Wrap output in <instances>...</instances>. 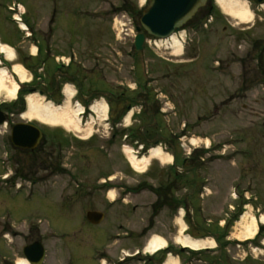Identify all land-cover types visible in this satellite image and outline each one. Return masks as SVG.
Wrapping results in <instances>:
<instances>
[{"label": "rangeland", "instance_id": "1", "mask_svg": "<svg viewBox=\"0 0 264 264\" xmlns=\"http://www.w3.org/2000/svg\"><path fill=\"white\" fill-rule=\"evenodd\" d=\"M247 2L254 15L248 25H237L213 2L216 23L212 33L193 39L187 31L188 38L194 40L192 46L186 45L187 56H183L185 52L174 56L172 49L162 46L133 59L128 55L130 38L125 40L118 24L119 29H113L114 19L121 13L114 15L111 10L122 6L120 0H0V41L14 46L16 62L37 70L41 77L40 82L26 89H37L46 101L62 104L59 91L65 78L57 84L50 82L51 73L58 69L53 59L61 56H65V63L71 56L74 64L63 72L83 94H107L113 109L120 96L128 100L144 88L154 98L149 105L135 98L138 108L133 109L128 126L137 130V138L143 143L152 144L164 137L166 150L162 146V151L172 158L165 163L151 158L146 171L138 174L121 151L124 142L120 136L113 135L111 140V130L106 138V130L96 128L93 137L84 141L61 127L32 120L42 129L44 139L37 155L26 159H52L53 163H1L13 158L15 152L0 137V175L6 171L15 175L19 170L21 185L19 192L7 191L1 189L4 185L0 182V225L13 228L6 236L9 244L0 241L1 255L8 256V245L15 248L20 244L16 230L26 221H39L44 228L50 226L44 264H121V249L131 247L133 253L147 243L153 232L174 245L171 251L176 256L180 249L174 242L179 230V199L189 234L220 241V248L213 252L195 254L184 250L181 264H212L218 258L227 264H264V234L247 244L236 240L243 232L239 222L244 214L258 220L264 215V84L256 81V65L264 64V5ZM12 3L24 7L23 19L31 34L34 30L35 37L30 39L37 43L24 39L12 21L6 8ZM95 10L104 20L98 18L100 14H92ZM53 14L54 25L50 23ZM52 28L54 37L48 44ZM38 41L43 47L42 56L31 59L30 49L40 47ZM44 62L46 66H40L44 70L39 72L38 64ZM179 62L184 63L176 68ZM243 68L248 75L244 82L240 78ZM139 83L141 88L133 92ZM0 101L7 100L1 97ZM21 101L24 105L20 98L16 102ZM7 104L12 107L14 102ZM23 110L17 105L9 111L13 115L10 119L14 123L28 122L21 118ZM125 110L126 103L123 110H110L108 121ZM14 123H10L9 131ZM114 133L118 134L119 129ZM179 138L187 144L186 151L180 148ZM192 138L200 139L196 144L200 148L190 149ZM206 138L210 139L209 149L205 148ZM175 147L180 178L171 170L165 172L174 163L171 153ZM110 176L116 178L112 186H102L103 179ZM174 182L177 185L171 188ZM163 190L171 191L165 196ZM111 191L113 198L109 196ZM106 199L116 203L111 206ZM167 201L173 205L164 206ZM173 206L178 209L173 210ZM89 211L103 212L105 220L100 225L88 223ZM120 224L125 226L119 230ZM127 231L126 238L122 233ZM117 234L121 236L115 239ZM112 240L119 243L111 246ZM153 258L141 253L122 264H159Z\"/></svg>", "mask_w": 264, "mask_h": 264}, {"label": "bare ground", "instance_id": "2", "mask_svg": "<svg viewBox=\"0 0 264 264\" xmlns=\"http://www.w3.org/2000/svg\"><path fill=\"white\" fill-rule=\"evenodd\" d=\"M147 0H140L141 5H144ZM219 9L226 16L232 18L237 25H248L253 21V13L250 10L247 1L243 0H215ZM23 28H25L23 24ZM183 38L184 34L172 35L169 40L161 42V45L170 47L174 56L183 54ZM36 48H33V54L36 53ZM0 53L12 63V70L2 66L0 62V98L3 97L8 102H13L18 97V91L21 84L30 83L32 76L30 72L20 63L16 62L13 49L0 42ZM14 76V77H13ZM16 79V80H15ZM64 94L66 95V103L56 105L52 101H46L43 96L38 93L29 94L25 98L26 111L22 114V119L28 121L35 120L44 125L54 128L61 127L67 132L73 133L81 140H87L93 133L94 125L102 124L107 119L108 106L104 101H98L92 105L91 111L94 117L88 123H84L81 118L83 109H71L70 99L74 94V89L71 85H67ZM131 112L126 116L125 123L129 122ZM200 139H191V144L196 145ZM206 145H209L210 140H204ZM129 161L132 168L138 173H144L148 167L151 158L157 159L162 163L171 161V156L162 151L160 147L151 149L147 156L138 157L129 148H126ZM115 177H111V180ZM110 198L114 197L113 192L109 194ZM185 212L182 210L181 215ZM179 226L178 234L175 236V243L181 248H187L193 251H201L204 249H212L215 247V241L211 238L196 239L186 234L187 225L181 217L177 218ZM264 225V215L260 221L253 215L244 214L239 225L242 226L243 232L236 236V240L240 242H248L253 240L257 233L259 225ZM167 246L165 238L153 235L145 246L144 253L147 255H156ZM16 264H29L25 259H18ZM163 264H180V261L173 254H169Z\"/></svg>", "mask_w": 264, "mask_h": 264}, {"label": "flooded vegetation", "instance_id": "3", "mask_svg": "<svg viewBox=\"0 0 264 264\" xmlns=\"http://www.w3.org/2000/svg\"><path fill=\"white\" fill-rule=\"evenodd\" d=\"M253 1L256 2V0H253ZM96 2H97V0H96ZM120 2H121L122 6L116 7L117 9L112 8V10H111L112 14H114V15H117L118 12L121 13L120 16L118 15L119 17L114 19L113 29H115L117 27V24H118L120 29L122 30L121 34L124 33V35L126 37L125 40L127 38H130L131 46L129 48L130 50L128 51V55L130 57H132L133 59H138V57H140L139 55L145 54L147 50H150L147 46H145V41L148 37V34L141 24V19H142L143 13H144L145 9L147 8V6H145V7L140 6L139 0H120ZM83 7H84V5H82L80 8H83ZM215 10H216V8L214 6L213 1L209 0L207 2V4L204 7L200 8L196 12L194 17L185 25L186 37L188 39V46L189 47L193 45V43H194L193 39L195 38V36L197 38L199 36H204V35L209 34L211 32V30L214 27V24L216 23L213 16H211L212 14H215ZM83 11H85V10H83ZM79 14H81L80 9H79ZM92 14H95V15L100 14L99 16L97 15L98 18L99 19L102 18L101 20H104V16L98 10L93 11ZM209 16L212 17V21H210L209 19H208V21L206 20L207 17H209ZM53 20H54V14L51 15V19H50V23L54 25ZM129 26L132 28H130ZM123 27H126V29H123ZM117 29H119V28L117 27ZM187 31H189V33H192L194 35L193 39L188 38ZM50 33H51V35H50L49 39H51V38L53 39V37H54L53 28H52ZM117 34H118V32L116 33V36H117ZM138 35L144 36V42L142 44V49L140 51H137V47L135 45V39L137 38ZM184 52L185 53L183 54V56H187V51H184ZM148 53H150V52H148ZM183 63L179 62L178 64H180V65H176L175 67L181 68ZM256 73L258 74L256 81L260 82L261 85L264 84V64H262V63L258 64L257 63ZM247 76H246L245 70L243 68V73H241V76H240L241 80L243 79V82H244V79H246ZM139 86L141 87V83ZM145 87L147 89L149 87V83L146 82ZM136 97L138 99L143 98V102L145 104H148V100L150 98H154L151 96L150 93L146 92L144 90V88H143V90L141 88V90L136 93ZM158 110L160 111L161 108L158 107ZM0 112L3 114L2 117L4 118V121H8V122L10 121V123H14L10 119V117L12 118L13 115L10 116L8 106H6L4 102H0ZM10 123H8L7 125L9 126ZM0 137L2 138V140H7L8 145L15 152L13 158H11L10 160L7 159L6 161L5 160L1 161V163H53L52 159H42L40 161L33 160V159H26V156L37 155L38 151H40V150H38L40 145L34 150L20 149V148L13 147V145L11 144L9 129H6L4 131H0ZM20 156L25 157V159H21ZM18 172H19V170H17V173L15 175H12V173H11V175H8L7 178H5L4 174L0 175V182L4 185L1 188L2 190L15 191V184H17L20 180V177H18V175H17ZM49 227L44 228V227L38 225L37 222H36V224H32V223H30V222L28 223L26 221L25 225L22 226L19 229V231L16 230L15 236L17 237L20 244L17 245L15 248L13 246L11 247L8 245V247H9L8 252H7L8 256L1 255V253H0V264H16V258L19 256H21L23 259H26L27 258L25 255L26 250L29 254V258L27 259L29 261V264H38L40 261L38 258V252H37V250L31 249L32 246H34L35 244H38V243L43 245L44 250H45V259H46L48 250H47V246H45V244H46V242H48V239H49V235H48V231L50 230ZM48 228H49V230H48ZM11 229L13 230V228L11 226H8L5 224L0 225V241L5 240L7 242L6 236L10 234ZM228 241L230 242V240H228ZM5 249L7 250V246L5 247ZM0 251H1V249H0Z\"/></svg>", "mask_w": 264, "mask_h": 264}, {"label": "water", "instance_id": "4", "mask_svg": "<svg viewBox=\"0 0 264 264\" xmlns=\"http://www.w3.org/2000/svg\"><path fill=\"white\" fill-rule=\"evenodd\" d=\"M208 0H152L149 8L144 12L141 19L142 25L148 34L157 38H168L175 30H179L186 21L204 6ZM263 3L264 0H257ZM144 36L139 35L136 40L137 50H141ZM4 121L0 113V124ZM42 138L41 131L25 123L16 124L12 129V143L15 147L34 149ZM87 219L93 224H100L103 214L88 212ZM37 250L39 260H43L45 252L41 244H35L31 248ZM25 255L29 258L27 250Z\"/></svg>", "mask_w": 264, "mask_h": 264}, {"label": "trees", "instance_id": "5", "mask_svg": "<svg viewBox=\"0 0 264 264\" xmlns=\"http://www.w3.org/2000/svg\"><path fill=\"white\" fill-rule=\"evenodd\" d=\"M28 91H26V90H21L20 91V98H21V100L23 99L22 97L27 93ZM17 104V103H16ZM19 106H20V108H23V103H22V101L18 104Z\"/></svg>", "mask_w": 264, "mask_h": 264}]
</instances>
